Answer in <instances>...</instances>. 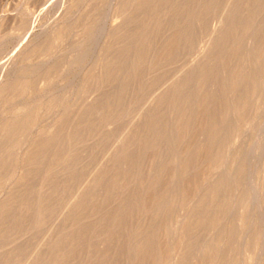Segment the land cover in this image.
Masks as SVG:
<instances>
[{
	"label": "rangeland",
	"instance_id": "obj_1",
	"mask_svg": "<svg viewBox=\"0 0 264 264\" xmlns=\"http://www.w3.org/2000/svg\"><path fill=\"white\" fill-rule=\"evenodd\" d=\"M0 264H264V0H0Z\"/></svg>",
	"mask_w": 264,
	"mask_h": 264
},
{
	"label": "bare ground",
	"instance_id": "obj_2",
	"mask_svg": "<svg viewBox=\"0 0 264 264\" xmlns=\"http://www.w3.org/2000/svg\"><path fill=\"white\" fill-rule=\"evenodd\" d=\"M131 17V16H130ZM215 32H216V30H215ZM223 33V32H222ZM224 35V34H223ZM218 38V37H217ZM250 41V40H249ZM205 52V51H204ZM198 61H199V59H198ZM204 62V61H203ZM129 64V63H128ZM206 65V64H205ZM262 83V82H261ZM208 87H209V85H208ZM243 110H244V108H243ZM233 113V112H232ZM166 148V147H165ZM162 150V149H161ZM53 187V186H52ZM56 189V188H55ZM169 198H166V200H165V202L167 201V203H168V200ZM37 207V206H36ZM46 219V218H45ZM207 225V224H206ZM57 240V239H56ZM79 244H81V243H79ZM170 246V245H169ZM87 255V254H86ZM173 262V261H172Z\"/></svg>",
	"mask_w": 264,
	"mask_h": 264
}]
</instances>
